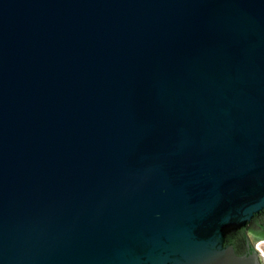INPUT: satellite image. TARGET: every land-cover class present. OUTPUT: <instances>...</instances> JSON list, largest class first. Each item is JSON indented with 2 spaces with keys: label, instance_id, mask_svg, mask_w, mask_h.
<instances>
[{
  "label": "water",
  "instance_id": "1",
  "mask_svg": "<svg viewBox=\"0 0 264 264\" xmlns=\"http://www.w3.org/2000/svg\"><path fill=\"white\" fill-rule=\"evenodd\" d=\"M261 239L264 0H0V264H264Z\"/></svg>",
  "mask_w": 264,
  "mask_h": 264
},
{
  "label": "rangeland",
  "instance_id": "2",
  "mask_svg": "<svg viewBox=\"0 0 264 264\" xmlns=\"http://www.w3.org/2000/svg\"><path fill=\"white\" fill-rule=\"evenodd\" d=\"M256 244L264 256V239L257 241Z\"/></svg>",
  "mask_w": 264,
  "mask_h": 264
},
{
  "label": "flooded vegetation",
  "instance_id": "3",
  "mask_svg": "<svg viewBox=\"0 0 264 264\" xmlns=\"http://www.w3.org/2000/svg\"><path fill=\"white\" fill-rule=\"evenodd\" d=\"M250 234H251L252 238H254L253 240L258 239V235H255L256 233L253 234L252 232H250Z\"/></svg>",
  "mask_w": 264,
  "mask_h": 264
}]
</instances>
